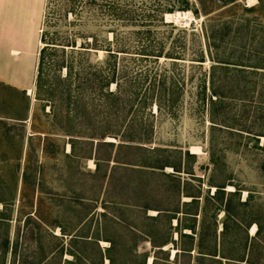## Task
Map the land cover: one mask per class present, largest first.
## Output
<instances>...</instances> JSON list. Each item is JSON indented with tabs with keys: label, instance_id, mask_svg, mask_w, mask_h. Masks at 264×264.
I'll use <instances>...</instances> for the list:
<instances>
[{
	"label": "rangeland",
	"instance_id": "1",
	"mask_svg": "<svg viewBox=\"0 0 264 264\" xmlns=\"http://www.w3.org/2000/svg\"><path fill=\"white\" fill-rule=\"evenodd\" d=\"M42 2L35 51L28 61H21L26 68V85L31 95L0 82V231L14 230L16 254H12L11 264H108V240L125 244L136 257L148 253L145 264H149L153 249L141 236L147 231L174 241L162 249L167 251L168 262L172 263L177 239L175 222L169 227L163 216L150 218L158 211L144 212L136 205L146 201L158 208L172 207L176 203L175 172L170 167H163L161 171L149 168L141 171L142 168L135 166L130 169L115 161L131 159L138 165L164 161L172 164L178 162L175 153L180 151L181 173L177 174L180 187L187 180L203 191L210 182L223 185L226 192L239 189L240 200L251 194L253 206L264 209V169L261 167L264 153L254 147V142L248 141L245 134L230 135L226 130L212 127L208 93L213 63L206 49V34L225 26L228 28L226 46L219 55L236 51L245 60L264 56V0H235L224 5L219 0ZM108 5L114 8L115 15ZM176 12H189L191 20L184 24L181 20L167 18ZM45 22L52 26L48 31L52 32L54 26L70 40H75V48H66L67 54L81 49L91 38L98 40L102 49L110 44L114 52L127 50L130 54L116 53V70L130 72L132 78L141 72L139 88L143 85L142 89L171 90L175 108L161 104L159 109L153 102L145 109L133 106L131 110L125 108L116 113L102 98L86 101V113L80 114L76 121L70 115L69 119L75 121L78 139L88 142L79 141L75 144L76 154L71 153L64 133L66 108L56 104L54 116L48 113V106L35 99V80L43 46L39 45V38ZM148 30L149 33H145ZM146 45L162 46L163 53L172 54L173 58L163 54L157 61L154 58L139 61L141 56L134 53ZM86 52L89 53H85V57L92 64L105 67L106 51L87 49ZM201 56L202 63L198 62ZM211 56L214 57L213 50ZM7 64L0 61V71ZM64 74L63 69L60 76ZM258 74L240 83L242 91L251 88L254 91L248 93L250 98L237 105V112L248 115L247 123H254L255 130L264 132V109L259 110L264 108L261 87L264 78H259ZM118 83L121 90L128 89L123 79L118 78ZM109 90H117L115 84H110ZM140 122L144 123L147 135L145 139L135 136L141 139V144H135L142 149L119 150L117 146L125 140L127 126ZM97 142L113 143V146H100L95 155ZM262 142L264 137H259L258 145ZM185 151L195 155L194 158L186 157ZM94 155L98 161L93 159ZM97 162L99 167L95 169ZM188 168L191 169L187 171ZM186 172L199 179H192ZM132 187L136 188V194H132ZM213 190L211 188L210 193ZM184 201L189 199L182 196L180 203ZM116 202L125 218L121 224L111 217L113 209L104 208V205L113 208ZM92 204L95 209L87 212V206ZM221 218L222 213L217 217V232L221 229ZM198 222L199 218L197 225ZM255 229L251 226L248 235L252 236ZM81 236H85L87 242L81 241ZM73 238L78 240L73 241ZM70 251L83 254L87 260L76 261ZM3 252L0 248L1 258L5 256ZM159 264L165 262L162 260Z\"/></svg>",
	"mask_w": 264,
	"mask_h": 264
},
{
	"label": "trees",
	"instance_id": "2",
	"mask_svg": "<svg viewBox=\"0 0 264 264\" xmlns=\"http://www.w3.org/2000/svg\"><path fill=\"white\" fill-rule=\"evenodd\" d=\"M89 4H93L95 0H90ZM223 5L233 3L235 0H219ZM109 6V5H108ZM115 15V10L109 6ZM248 10H251L250 8ZM52 26L44 23V29L41 31L39 42L43 45L40 51L38 61L37 75L35 80V96L36 101L48 106L50 111L54 113L55 105L65 107L67 110L66 123L64 126L65 136L68 137V144L70 152L76 154L75 144L79 141L88 142L83 138L78 139V132H76L75 121L80 114L86 113V101H93L97 97L106 100L109 103L110 109L116 113L119 110L128 108L132 109L133 106L145 109L153 102L157 108H161V104L168 105L171 109L175 108L173 99L174 94L169 89L154 87L149 89L139 88L137 85L141 82V72L136 73L135 76L129 77L130 72L123 69L117 71L116 53L130 54L127 50L114 52L110 44L106 49H102L98 40L91 38L90 42H85L80 46L81 49L70 50L67 54L66 48H75V40H70L68 35L63 34L58 28L48 31ZM48 29V30H47ZM148 30L145 33H149ZM226 31L228 28L221 26L217 30H210L206 34L207 52L213 65L210 67V88L208 93V101L210 105L211 121L214 128L219 130H226L230 135L235 133L239 136L246 135L248 141H253V146L264 153V142L259 146V137H264V132L255 130L254 123H247L248 115H241L237 111V105L248 99V93H253V89L242 91L239 85L242 81L245 82L246 78H252L258 73L259 78H264V56L255 58H247L246 60L242 55L236 51L222 56L219 51L226 46ZM87 49L94 51H106L104 60L105 67H98L92 64L90 60L85 57L89 53ZM84 50V51H83ZM211 50L214 51V57L211 56ZM139 61H146L154 58L157 61L161 58L163 53L162 46L154 48L146 45L138 50ZM240 51V50H239ZM222 54V53H221ZM166 58L171 57L172 54H164ZM77 56V57H75ZM178 59V58H174ZM198 62L202 63L203 57L201 56ZM65 71L63 77L60 76L61 70ZM119 79H123L125 84L128 85L127 90H121V85L118 83ZM147 75L143 78L146 81ZM155 78V77H154ZM153 78V80H154ZM110 84H115L116 89L114 92L109 90ZM165 79L161 81L164 86ZM252 85H257L253 83ZM264 89V84H261ZM205 88L202 89V99L204 100ZM211 98H214L212 100ZM250 98V97H249ZM176 104V103H175ZM264 108H259L262 110ZM75 118L69 119L70 116ZM75 127V128H74ZM135 127V128H134ZM144 123L140 122L137 125H128L124 135V141L118 144L119 150H140L142 147L135 143L141 144V139H145V131L143 129ZM104 132L100 134V137ZM118 137L116 134H112ZM91 139V138H89ZM143 141H147L143 140ZM92 143V142H90ZM100 146H113V143L97 142L95 147V155ZM175 154L178 156V162L168 163L162 162L161 164H135L131 159L123 162L115 161L117 164L124 165L130 169L138 167L143 171L145 168L155 170H162L163 167H170L175 172V179L177 184L174 185V194L176 195V203L171 207L158 208L152 206L148 202H143L139 206L142 211L155 210L158 211L156 216L150 217L151 219H159L165 217V222L173 226L177 239L175 241V253L173 255V262H168V253L162 250L168 243L174 244V241H169L163 236H159L157 232L147 231L142 232L141 236L144 237L151 245L153 254L150 264H159L164 261L165 264H264V209H259L253 206L251 194H248L245 200H240V190L226 192L223 185L208 184V188L203 191L201 187L193 186L189 181L184 180L183 186L180 187L181 166L180 158L181 152ZM188 158H194L195 155L189 154L188 151L184 152ZM82 155V154H81ZM83 155H85L83 153ZM94 160L98 161V158ZM97 157V156H96ZM211 160L214 163L213 154L211 153ZM99 162L96 163L95 169H98ZM264 169V164L261 165ZM191 168H188L189 171ZM192 179H199L193 176V173L186 172ZM199 181V180H197ZM213 192L210 193V189ZM136 188H131L132 194H136ZM165 190H169L166 188ZM188 198L189 201L180 203L181 197ZM135 201V200H134ZM136 202V201H135ZM83 205V204H82ZM118 202L113 203L111 217L118 223L125 221L124 214L119 208ZM95 204L87 206V212L93 211ZM222 213L221 229L218 230V215ZM199 218L198 225L196 224ZM27 223V222H26ZM255 226V232L252 236L248 235V229ZM30 231V230H29ZM31 235L32 232L30 231ZM73 241L78 240L76 238ZM81 241H85V236H81ZM110 243L107 251L106 260L108 264H145L148 253L135 256L125 244H117L113 240H108ZM6 248V247H5ZM6 251V249H4ZM13 256L16 254V246L14 244ZM70 255L78 262L86 259L83 254L76 251H70ZM129 254L125 258V255ZM116 258L118 260H116ZM140 259V261L138 260ZM75 261V262H76ZM101 264V262H99Z\"/></svg>",
	"mask_w": 264,
	"mask_h": 264
},
{
	"label": "crops",
	"instance_id": "3",
	"mask_svg": "<svg viewBox=\"0 0 264 264\" xmlns=\"http://www.w3.org/2000/svg\"><path fill=\"white\" fill-rule=\"evenodd\" d=\"M42 6V0H0V61L8 62L0 71V82L6 87L29 89L26 68L21 61H28L35 51ZM21 10L24 11L21 13ZM13 237L14 230L0 231V248L2 252L6 249L5 256H0V264L13 261Z\"/></svg>",
	"mask_w": 264,
	"mask_h": 264
},
{
	"label": "bare ground",
	"instance_id": "4",
	"mask_svg": "<svg viewBox=\"0 0 264 264\" xmlns=\"http://www.w3.org/2000/svg\"><path fill=\"white\" fill-rule=\"evenodd\" d=\"M191 17L192 16H191V14L189 12H176L173 15H169V17H167V18L172 19L174 21L181 20L185 24V23H188L191 20ZM39 45L40 46L42 45L41 42L39 43ZM26 92H27V95H31V89H28ZM192 149H193V151H196L197 152V148H194L193 147ZM252 230H254V228ZM151 260L152 259L149 258V260H148L149 264H150Z\"/></svg>",
	"mask_w": 264,
	"mask_h": 264
}]
</instances>
